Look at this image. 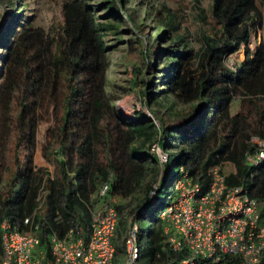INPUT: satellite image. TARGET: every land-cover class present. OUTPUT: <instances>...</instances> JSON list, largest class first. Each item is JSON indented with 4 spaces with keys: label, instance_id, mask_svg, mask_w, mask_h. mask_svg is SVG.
I'll use <instances>...</instances> for the list:
<instances>
[{
    "label": "trees",
    "instance_id": "16d2710c",
    "mask_svg": "<svg viewBox=\"0 0 264 264\" xmlns=\"http://www.w3.org/2000/svg\"><path fill=\"white\" fill-rule=\"evenodd\" d=\"M1 1L19 9L0 32V233L5 220L26 230L24 220L35 211L46 248L53 234L62 237L75 226L88 230L93 209L102 201L100 190L108 184L109 196L119 199L120 213L126 212L127 218L138 213V221L149 215L139 235L143 257L150 264L178 262L181 257L163 249L161 213L176 197L179 169L185 167L206 189L210 168L227 164L235 167L226 176L227 184L243 186L263 205L264 223V161L256 167L246 161L258 150L249 134L260 130L264 140V45L251 50L252 33L264 26V0H212L215 33L202 35L199 52L166 4L157 8L145 3L155 31L140 53L156 79L145 103L153 119L144 111L134 119L122 116L108 95L112 46L105 38L118 26L99 20L86 0L65 1L60 23L66 35L68 86L54 106L50 154L58 150L60 155L52 178L47 168L35 167L32 151L46 76L40 36L33 22L21 19L25 6L20 0ZM134 1L105 0V8L120 19L122 8ZM136 25L144 32L145 21ZM242 48L245 61L229 68L227 59ZM134 68L137 87L140 70ZM238 100L239 110L234 111ZM154 144L167 153L175 151L168 173L164 169L170 158L161 168L158 155L151 154ZM153 164L167 177L164 187L159 182L155 203L149 197L152 186L141 189ZM39 205H44L43 212ZM121 225L118 253L123 251L122 220Z\"/></svg>",
    "mask_w": 264,
    "mask_h": 264
},
{
    "label": "built area",
    "instance_id": "2783aa9c",
    "mask_svg": "<svg viewBox=\"0 0 264 264\" xmlns=\"http://www.w3.org/2000/svg\"><path fill=\"white\" fill-rule=\"evenodd\" d=\"M169 158L159 157L161 168ZM246 161L255 167L264 161V140ZM224 168H210L211 184L205 189L180 167L176 197L161 213L163 249L181 257L169 264H264L263 205L243 186H229ZM100 198L88 230L75 226L62 237L53 234L48 248L42 245L40 223L34 221L38 212L24 220L26 230L3 221L0 264H120L116 256L123 264H141L138 213L129 218L120 213L119 199L109 196L108 184L101 188ZM121 220L123 252L118 253Z\"/></svg>",
    "mask_w": 264,
    "mask_h": 264
},
{
    "label": "rangeland",
    "instance_id": "374dc122",
    "mask_svg": "<svg viewBox=\"0 0 264 264\" xmlns=\"http://www.w3.org/2000/svg\"><path fill=\"white\" fill-rule=\"evenodd\" d=\"M65 1L71 0H20V6H25L23 21L33 22L35 29L40 36V47L45 58L46 76L41 96V107L38 110V129H37V145L33 151V161L35 167L47 168V172L51 178L57 173L58 168L55 159L60 155L58 150L54 154H50L52 149L51 136L52 128L57 120V112L55 105L58 104L60 95L66 91L68 86V78L66 75V64L68 58L65 53L66 35L62 24V5ZM150 2L158 8L160 4H166L176 16L178 22L181 23V31L188 37L193 45L195 52L203 46L202 35L212 36L215 33V25L210 15V5L212 0H135L131 5H126L121 10V18L118 19L108 13L110 10L105 8V0H86L93 8L96 17L103 22H111L117 25L118 29L109 33L105 38L107 45L112 46L109 53L108 77V95L113 100L117 111L129 119H134L135 115L144 111L146 116L155 118L148 107L145 106L148 95L152 92V71L147 66V61L141 55V51L147 47L149 36H154L155 26L145 14V3ZM198 1V4H197ZM19 7V5H18ZM11 7L7 2L0 0V32L11 24L12 15L19 8ZM137 10L133 12V10ZM204 12H203V11ZM264 13V7H263ZM145 21L146 28L142 32L137 28V22ZM22 22V21H21ZM160 42V41H159ZM264 45V27L257 33H252L251 50ZM246 52L242 48L237 53L230 56L226 64L231 69L239 68L245 61ZM197 64L194 58L192 67ZM139 66V83L135 87L133 84L134 67ZM146 79L147 83H143ZM240 100V99H239ZM235 103L234 111H238V103ZM260 130L249 134V142L255 147H260L263 140L260 137ZM163 140V139H162ZM175 151L169 153L161 150L157 144L152 147L151 154L158 155L160 158L170 154V162L166 165L164 172L168 173L173 165L176 155ZM60 159V158H59ZM153 164L147 167L145 177L141 181V189L148 185L152 186L149 191L151 202L156 199V189L161 181V188L166 184V174L158 170ZM159 169V168H158ZM158 172V173H157ZM226 175L235 173V167L227 164L224 168ZM40 206V205H39ZM45 210L44 205L41 206ZM150 213V207H147ZM148 217H144L139 221V232L148 226ZM121 232H118V235ZM140 241V240H139ZM144 248H142V251ZM141 264H150L148 257L142 258ZM116 261L123 264L120 256H116Z\"/></svg>",
    "mask_w": 264,
    "mask_h": 264
},
{
    "label": "clouds",
    "instance_id": "9594fccd",
    "mask_svg": "<svg viewBox=\"0 0 264 264\" xmlns=\"http://www.w3.org/2000/svg\"><path fill=\"white\" fill-rule=\"evenodd\" d=\"M161 171V170H160ZM40 209H42V207H40ZM133 216V215H132ZM137 222H138V224H139V221L137 220ZM122 225H121V221H120V223H119V228H118V232H119V230H120V227H121ZM139 226H140V224H139ZM123 227H124V222H123ZM124 234V230H123V232H122V235ZM122 238V237H121ZM120 238V239H121ZM144 251V250H143ZM123 252V251H122ZM121 253V252H120Z\"/></svg>",
    "mask_w": 264,
    "mask_h": 264
},
{
    "label": "crops",
    "instance_id": "0c3cea01",
    "mask_svg": "<svg viewBox=\"0 0 264 264\" xmlns=\"http://www.w3.org/2000/svg\"><path fill=\"white\" fill-rule=\"evenodd\" d=\"M263 27H264V26H263ZM262 29H263V28H262ZM262 29H261V30H262Z\"/></svg>",
    "mask_w": 264,
    "mask_h": 264
}]
</instances>
